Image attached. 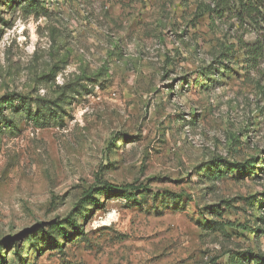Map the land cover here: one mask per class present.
<instances>
[{"label":"rangeland","instance_id":"rangeland-1","mask_svg":"<svg viewBox=\"0 0 264 264\" xmlns=\"http://www.w3.org/2000/svg\"><path fill=\"white\" fill-rule=\"evenodd\" d=\"M210 2L0 0V264L264 258V64Z\"/></svg>","mask_w":264,"mask_h":264},{"label":"trees","instance_id":"trees-1","mask_svg":"<svg viewBox=\"0 0 264 264\" xmlns=\"http://www.w3.org/2000/svg\"><path fill=\"white\" fill-rule=\"evenodd\" d=\"M210 1L212 8L205 6L202 10L208 14V19L211 24L216 20L221 21L228 17V21L237 23L238 29L243 27V30L253 34L254 38L251 42H246L242 38L236 40L234 47L237 50L235 53H240L244 63V70L260 73L259 67L264 64V0ZM202 14L199 16H202ZM226 69V72L230 71L228 68ZM262 75H264V71H262ZM238 171H241V176L249 173L245 166L239 167ZM106 189L111 190L112 188L106 185ZM262 233L264 234L262 228H254L255 237H260ZM244 260L245 257L239 259L237 264L243 263ZM227 261H231L230 255L227 256ZM256 264H264V258L262 256L256 257Z\"/></svg>","mask_w":264,"mask_h":264}]
</instances>
